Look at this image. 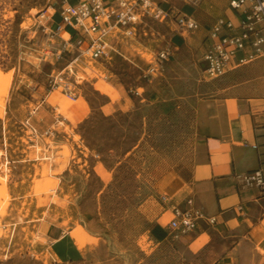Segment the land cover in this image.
I'll list each match as a JSON object with an SVG mask.
<instances>
[{"label":"rangeland","instance_id":"rangeland-1","mask_svg":"<svg viewBox=\"0 0 264 264\" xmlns=\"http://www.w3.org/2000/svg\"><path fill=\"white\" fill-rule=\"evenodd\" d=\"M61 1L0 0V264H198L155 217L188 178L198 99L222 84L204 78L203 50L224 1L190 4L192 32L146 17L111 39L109 59L76 61L47 9ZM77 225L92 237L84 258L54 259L51 241Z\"/></svg>","mask_w":264,"mask_h":264},{"label":"crops","instance_id":"crops-1","mask_svg":"<svg viewBox=\"0 0 264 264\" xmlns=\"http://www.w3.org/2000/svg\"><path fill=\"white\" fill-rule=\"evenodd\" d=\"M223 1L227 8L214 15L207 26L203 55L216 18L229 17L237 23L235 11ZM171 2L177 11L193 16L190 4L179 8ZM52 25L55 27L54 21ZM247 52L249 49L238 56ZM218 78L220 88L196 103L198 135L188 178L167 195V204L161 203L155 223L169 230L172 206H184L185 200L192 198L206 218L178 239L198 264H264V186L245 184L241 177L254 170L264 173V54L247 63H234ZM87 248H80L68 231L50 243V253L59 261H80Z\"/></svg>","mask_w":264,"mask_h":264},{"label":"built area","instance_id":"built-area-1","mask_svg":"<svg viewBox=\"0 0 264 264\" xmlns=\"http://www.w3.org/2000/svg\"><path fill=\"white\" fill-rule=\"evenodd\" d=\"M172 0H77L72 4L62 0L59 8L49 5L58 16L54 33L61 35L66 44L72 41L79 48L75 61L80 56L90 59H109L111 57V39L119 33L133 35L139 23L146 17L153 19L171 18L182 31H193L199 27L198 21L191 15L177 11ZM186 4H196L199 0H178ZM229 7L237 15V23L220 16L210 27L209 43L204 52V76L214 79L225 74L234 64L250 62L264 54V0H226ZM162 3H168L165 9ZM62 36V35H61ZM249 52L238 56L240 52ZM168 52L161 51L155 64H150L148 74H154L167 58ZM69 88V87H68ZM76 99L75 95L68 93ZM245 184L264 186V173L261 170L245 172L241 175ZM165 205L169 202L167 195L161 196ZM172 217L168 228L174 238H179L196 228L200 219L206 218L204 213L195 206L192 198L185 200L184 206L173 205ZM214 221L213 218H208Z\"/></svg>","mask_w":264,"mask_h":264},{"label":"bare ground","instance_id":"bare-ground-1","mask_svg":"<svg viewBox=\"0 0 264 264\" xmlns=\"http://www.w3.org/2000/svg\"><path fill=\"white\" fill-rule=\"evenodd\" d=\"M67 35L68 33L65 32ZM75 67V66H73ZM84 69V68H83ZM96 69V68H95ZM98 71V69H97ZM79 73V72H78ZM81 75V74H80ZM83 78V77H82ZM4 85L5 83L3 84V81L0 82V96L1 95H6L7 94V91H6V88L4 90ZM2 89L4 91H2ZM84 100V99H83ZM85 101V100H84ZM0 104L3 105V101L0 102ZM70 102L68 100H66L64 106L61 108V111L64 112V113H67V115L70 113L67 112V107L69 106ZM84 109H88L86 104H84V106H82ZM3 111L0 109V116L2 115ZM0 182H3V186L1 187L0 186V193H3L5 194L7 191H6V186H5V183H4V180L1 178L0 179ZM70 234L71 236L75 239L77 245L82 248L86 245V243L90 240H92V237L89 236L86 231L79 225H77L74 229H72L70 231Z\"/></svg>","mask_w":264,"mask_h":264}]
</instances>
